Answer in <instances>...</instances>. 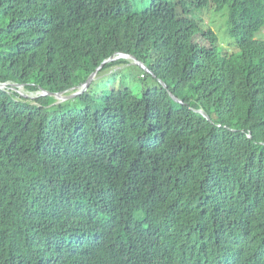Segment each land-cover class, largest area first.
<instances>
[{
    "label": "trees",
    "instance_id": "obj_1",
    "mask_svg": "<svg viewBox=\"0 0 264 264\" xmlns=\"http://www.w3.org/2000/svg\"><path fill=\"white\" fill-rule=\"evenodd\" d=\"M263 31L264 0H0V264H264Z\"/></svg>",
    "mask_w": 264,
    "mask_h": 264
},
{
    "label": "water",
    "instance_id": "obj_2",
    "mask_svg": "<svg viewBox=\"0 0 264 264\" xmlns=\"http://www.w3.org/2000/svg\"><path fill=\"white\" fill-rule=\"evenodd\" d=\"M121 57L131 59V61H132L133 63L140 64L144 69L149 70L148 67L146 66V64L143 62V60H142L141 58H139V57H137V56H135V55H133V54H125V53H118V54H115V55L111 56L110 58H108L107 60H105V61L102 63V65H103L104 63H106V62H109V61H112V60H114V59H118V58H121ZM102 65H101V66H102ZM101 66L98 67V68H97V69H96V70H95V71H94V72L88 77V79L86 80V82H84L82 85H80V86L78 87L77 90H75V91L73 90V92H71L70 94H67V93H66V92H68V91L53 93V92H50V91H48V90H46V89H43V90L41 91V94H40V95L50 94V95L55 96L57 99H59V100L62 102V101H65V100H67V99H69V98L75 97V96H77V95H79V94H82L84 91H86V90L88 89L90 83L96 78V76H97V72H98V70L101 68ZM9 84H10V83H0V88H5V87L8 86ZM12 86H13L12 88H18V87L23 86V85H20V84H12ZM16 86H17V87H16ZM37 96H38V95H37ZM171 96H172L173 98H176L175 95H173L172 93H171ZM176 99H177V98H176ZM199 111H200L201 113H203L207 118H209L208 115H207V113H206L205 111H203V110H199ZM248 135L251 136V133L249 132Z\"/></svg>",
    "mask_w": 264,
    "mask_h": 264
},
{
    "label": "rangeland",
    "instance_id": "obj_3",
    "mask_svg": "<svg viewBox=\"0 0 264 264\" xmlns=\"http://www.w3.org/2000/svg\"><path fill=\"white\" fill-rule=\"evenodd\" d=\"M194 14L196 15L195 17L197 18V21L201 23V26L203 27H207L209 28V26L213 29V31L219 35L220 38V42L222 45H224L225 47H230V39L228 37H224V35L221 32L222 27L226 28V25L220 26V23H218V19H222L224 20L225 18H222L221 13H216V11L214 9H199L196 12L194 11ZM216 25L218 27H216ZM221 28V29H220ZM223 30V29H222ZM263 36H264V31H263ZM119 68V67H117ZM115 70V68H114ZM113 70V71H114ZM99 76H97L98 78ZM17 87V86H16ZM19 92H21L23 95L26 96H31V97H35L36 94L29 92L28 90H25L23 86L18 87L17 89ZM72 91V90H71ZM37 96V95H36Z\"/></svg>",
    "mask_w": 264,
    "mask_h": 264
},
{
    "label": "clouds",
    "instance_id": "obj_4",
    "mask_svg": "<svg viewBox=\"0 0 264 264\" xmlns=\"http://www.w3.org/2000/svg\"><path fill=\"white\" fill-rule=\"evenodd\" d=\"M251 136H252V134H251ZM224 260H222L221 262H223Z\"/></svg>",
    "mask_w": 264,
    "mask_h": 264
}]
</instances>
